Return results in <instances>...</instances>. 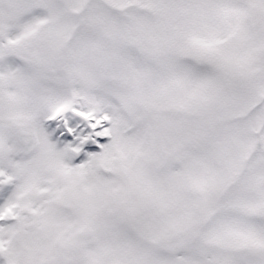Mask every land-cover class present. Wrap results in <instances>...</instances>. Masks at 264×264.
Wrapping results in <instances>:
<instances>
[{"label":"snow or ice","instance_id":"obj_1","mask_svg":"<svg viewBox=\"0 0 264 264\" xmlns=\"http://www.w3.org/2000/svg\"><path fill=\"white\" fill-rule=\"evenodd\" d=\"M0 264H264V0H0Z\"/></svg>","mask_w":264,"mask_h":264}]
</instances>
